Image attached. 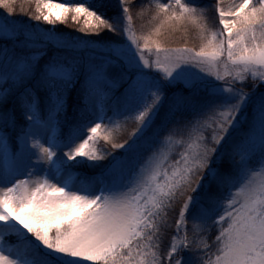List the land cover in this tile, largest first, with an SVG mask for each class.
Returning <instances> with one entry per match:
<instances>
[{
    "label": "snow or ice",
    "instance_id": "6c2138e0",
    "mask_svg": "<svg viewBox=\"0 0 264 264\" xmlns=\"http://www.w3.org/2000/svg\"><path fill=\"white\" fill-rule=\"evenodd\" d=\"M35 3L0 0V264H264V0H219V27L141 2L140 35L131 0ZM187 25L198 51L158 38Z\"/></svg>",
    "mask_w": 264,
    "mask_h": 264
},
{
    "label": "rangeland",
    "instance_id": "374dc122",
    "mask_svg": "<svg viewBox=\"0 0 264 264\" xmlns=\"http://www.w3.org/2000/svg\"><path fill=\"white\" fill-rule=\"evenodd\" d=\"M21 0H15L16 4H14V7H20L18 2ZM25 2H22V4L29 5V6H35L34 10H36V3L35 0H24ZM219 2V0H217ZM227 0H223V4ZM53 4H58V3H63L61 0H52ZM163 2H166V0H163ZM217 2V3H218ZM237 2V0H229L227 5L224 6L225 9L229 7V5ZM21 3V2H20ZM18 4V5H17ZM17 5V6H16ZM23 7V6H21ZM24 9H28V7H24ZM214 9V8H213ZM209 19H208V25L209 26H216L219 27V17L218 15H215L216 19H213L211 14H208ZM211 16V17H210ZM70 20V19H69ZM71 21V20H70ZM72 22V21H71ZM155 23L152 20V13H149L148 17H136L133 19L132 24L134 26V29L137 33V35H140L141 33H148L151 29L155 28ZM46 27V26H45ZM48 27H51V25H48ZM167 26H164L161 28V32L163 33L162 36L158 37L159 39L163 40L165 43V46L171 47V48H178V47H189V48H194L197 51L199 50V47L201 45V40L199 39L198 36V30L191 25H187L184 27H180L176 31H171L170 29L166 30ZM145 58L149 60H154L155 59V49L154 47L151 50H145ZM199 71V69H197ZM137 127V122L134 120H128L126 123L121 121V125L119 128H117L114 133L113 137L114 141L112 139V142H119L123 143L125 140H128L129 137L131 136V133L135 130ZM127 135H126V132ZM87 134L85 130V135ZM123 135L126 136L125 139L123 138ZM104 134L98 130L97 137H98V142L96 143V148L99 149V151H103L102 146L105 144L106 139L103 138ZM108 140V139H107ZM104 142V143H103ZM116 152L122 151V149H115ZM91 264V262H89Z\"/></svg>",
    "mask_w": 264,
    "mask_h": 264
},
{
    "label": "trees",
    "instance_id": "16d2710c",
    "mask_svg": "<svg viewBox=\"0 0 264 264\" xmlns=\"http://www.w3.org/2000/svg\"><path fill=\"white\" fill-rule=\"evenodd\" d=\"M61 1L64 2V0H61ZM228 1L229 0H227L223 4V6H226L227 3H228ZM22 2H25V1L24 0H21V1L18 2V4H19L20 7H16L15 14H14V18L21 19V20H29L30 17H31V14L33 12H35V10H34L35 6H29L28 4L25 5V4H22ZM131 2L135 5V7L132 10L133 19H135L136 17H148L149 13H152V10L149 9V10H147L145 13H143L141 15H138L137 14L138 13V10H139V7H140V3L143 2L144 4H147V3H149V0H131ZM217 2H218L217 0H201V3L202 4H206L207 6H209L212 9L213 8L215 9V5L217 4ZM15 4H16V2H15ZM21 6H23V7H21ZM26 6L28 7V9H24V7H26ZM214 9H213V11H210L208 14H211V16H212L213 19H216L215 18V15L216 14L214 12ZM0 15H5V16L8 15L6 9H4L3 7H0ZM31 22L32 23H41L42 24V22H37L35 20H32ZM43 26L44 27L45 26L48 27V25H43ZM57 27L63 28L65 31H75L76 30V26L70 20H68L67 24L58 23L57 24ZM79 34L82 35L83 33H79ZM125 132H126V135H127L128 130L127 131L125 130ZM125 138H126V136L123 135V138L122 139H125ZM105 142L106 143L103 144L104 146H102L103 151H101V153H103V152H116L114 150L113 146H112V143H113L112 142V137H110ZM105 162L106 161H99V163H105ZM189 227H191V225H189Z\"/></svg>",
    "mask_w": 264,
    "mask_h": 264
}]
</instances>
